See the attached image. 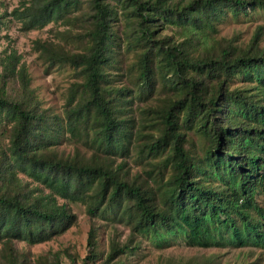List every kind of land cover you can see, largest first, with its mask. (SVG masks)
I'll list each match as a JSON object with an SVG mask.
<instances>
[{"label": "trees", "instance_id": "obj_1", "mask_svg": "<svg viewBox=\"0 0 264 264\" xmlns=\"http://www.w3.org/2000/svg\"><path fill=\"white\" fill-rule=\"evenodd\" d=\"M256 7L264 10V0H23L13 8L25 30L67 24L58 40L38 39L36 47L73 74L59 113L28 89L15 50L1 57L0 264H120L138 232L264 250V23L247 40L215 34L227 12ZM124 50L133 52L131 64H122ZM122 65L142 95H153L159 81L166 88L145 109L148 130L135 128L132 86L111 72ZM16 79L21 89L9 91ZM72 138L96 145L89 156L77 145L58 148ZM132 143L160 157L132 171L125 158ZM99 179L98 210L110 208L130 226L125 242L111 238L103 257L92 227L81 262L68 251L17 245L66 231L77 220L70 203L92 201Z\"/></svg>", "mask_w": 264, "mask_h": 264}, {"label": "rangeland", "instance_id": "obj_2", "mask_svg": "<svg viewBox=\"0 0 264 264\" xmlns=\"http://www.w3.org/2000/svg\"><path fill=\"white\" fill-rule=\"evenodd\" d=\"M23 7V0H0V60L1 57L11 50H15L20 55V62L25 65L28 76V89L39 97L42 105L56 112L61 113L64 102L66 101L68 85L71 82L73 67L68 64L49 63L36 47V40H58L59 29L65 28L67 24L50 21L40 28L25 30L22 28L20 18L13 13V8ZM122 18V17H121ZM264 23V10L256 7L248 9L246 13L240 12L234 14L227 12L217 23L218 30L216 35L234 36L238 35V40H247L257 23ZM120 23V22H119ZM69 41V40H68ZM74 43V42H72ZM122 64H131L134 60L132 51L124 50ZM124 66L113 67L111 72H117L115 81L121 84L127 83L132 86L130 95L132 97L133 113L136 118L135 128L148 130L150 126H144L145 109L150 104L156 102L157 97L166 91L163 84L159 81L158 88L151 96H144L139 93L137 85L133 84L129 78L130 72H127ZM1 72V66H0ZM132 76L136 69L132 71ZM242 80L239 75L235 82ZM7 89L16 92L22 85L19 79L9 80L6 84ZM2 136L0 135V140ZM202 144V139L197 136ZM4 141L6 139L4 138ZM78 146L82 153L89 156L96 143L85 142L82 140L70 139L62 141L58 148L65 152L71 151L74 146ZM60 149V150H61ZM160 155L145 153L141 155L135 144H131L129 154L125 157L131 164L132 171L143 170L147 168L149 162L158 159ZM123 158L120 154L117 159ZM168 170H163L164 177ZM30 179V178H28ZM31 180V179H30ZM98 193L95 198L83 203L80 201L71 202L73 210L77 214L76 222L66 231L49 240L27 244L24 241H18L20 248H26L35 254H52L62 251H68L77 255L78 262H81L88 252L87 240L88 234L94 227L97 249L101 251L104 257L109 250L111 238H117L120 242H125L131 234L130 226L123 220L115 219L114 212L110 208L99 212L98 203L99 190L101 188V179L96 182ZM162 235V234H159ZM132 241L136 248L120 255V264H180L194 263L197 259H204L213 254V264H237L243 262L246 264H264V250L253 246L234 247L228 245L225 247H199L186 244L182 237L167 235L163 237L143 233L133 235ZM62 255V254H61ZM90 261L88 264H94Z\"/></svg>", "mask_w": 264, "mask_h": 264}]
</instances>
